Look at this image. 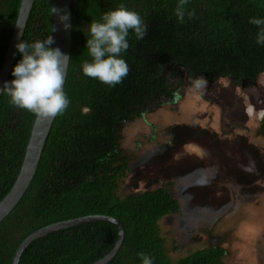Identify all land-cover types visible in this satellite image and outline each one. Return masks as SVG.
I'll return each mask as SVG.
<instances>
[{"label": "trees", "instance_id": "1", "mask_svg": "<svg viewBox=\"0 0 264 264\" xmlns=\"http://www.w3.org/2000/svg\"><path fill=\"white\" fill-rule=\"evenodd\" d=\"M20 3L0 0V72ZM177 3L72 0V48L64 87L70 103L56 115L27 192L0 223V264H12L20 244L34 232L89 215L113 217L124 227L123 244L108 264H142L141 253L152 264H225L226 251L219 246L171 261L159 223L178 212L180 204L165 186L119 193L129 172V157L120 148L129 122L170 98L184 77L242 84L264 72V45L256 43L258 27L249 23L251 17H264V0H188L182 22L175 15ZM121 4L140 14L146 34L137 40L129 30V47L121 54L128 74L109 86L83 75L81 64L91 59L85 49L88 24ZM50 34V2L35 0L22 39L32 42ZM20 58L17 52L13 67ZM11 73L7 81L14 79ZM35 118L1 95L0 201L19 175ZM117 239L118 228L109 222L73 226L30 243L18 264H93Z\"/></svg>", "mask_w": 264, "mask_h": 264}, {"label": "rangeland", "instance_id": "2", "mask_svg": "<svg viewBox=\"0 0 264 264\" xmlns=\"http://www.w3.org/2000/svg\"><path fill=\"white\" fill-rule=\"evenodd\" d=\"M197 79L203 81L199 88L194 85ZM256 82L252 89L239 91L230 79L211 83L206 77H184L170 98L123 128L120 148L129 157V172L120 182L119 193L165 186L179 201L180 210L159 223L172 262L219 246L226 251L225 264H264V182L244 167L230 172L224 161L217 168L219 162L210 160L213 146L231 137H218L223 120L216 99L237 110L241 119L236 122L251 127L244 101L248 96L253 106H260L264 74ZM208 96H214V101ZM230 157L233 165L238 163V156Z\"/></svg>", "mask_w": 264, "mask_h": 264}, {"label": "clouds", "instance_id": "3", "mask_svg": "<svg viewBox=\"0 0 264 264\" xmlns=\"http://www.w3.org/2000/svg\"><path fill=\"white\" fill-rule=\"evenodd\" d=\"M188 0H178L175 15L182 22ZM191 15V13H189ZM67 19L63 16L61 21ZM249 23L258 27L256 43L264 45V17H251ZM67 29L68 24H64ZM19 34L22 28L17 25ZM129 30L137 40L143 39L146 27L140 14L123 4L104 12L99 20H92L87 27L85 49L90 60L81 64L83 75L95 78L109 86H115L128 74V65L122 53L129 47ZM55 31V30H54ZM55 45V37L50 34L43 39L27 42L22 39L15 45L21 58L14 65L11 75L14 79L5 81L0 87V95H7L10 103L28 110L38 117H54L62 114L70 100L64 91L65 71L70 56ZM203 81H194L199 88ZM88 108L82 109L83 113ZM251 114V109H249ZM264 117V111L259 113ZM142 264H152L149 256L141 253Z\"/></svg>", "mask_w": 264, "mask_h": 264}, {"label": "water", "instance_id": "4", "mask_svg": "<svg viewBox=\"0 0 264 264\" xmlns=\"http://www.w3.org/2000/svg\"><path fill=\"white\" fill-rule=\"evenodd\" d=\"M34 2L35 0H21L17 15V21L5 56L3 67L0 72V87L3 86V83L7 81L10 76L18 52L15 45L22 40ZM49 2L52 17V35H54L55 37L54 46L59 47L64 53H67L70 56L73 36L72 0H49ZM63 16H67V19L62 22L61 19L63 18ZM65 23L69 25L67 29L64 27ZM17 25L22 28V34H19V29L17 28ZM69 62L70 59L68 60L66 66L65 83L69 69ZM55 118L56 116H36L19 175L16 181L14 182L11 190L0 201V223L16 208L18 203L21 201V199L27 192L37 171L38 164L40 162L43 150L45 148ZM99 221L112 223L118 228V239L115 246L104 257L93 263L108 264L111 260L115 258V256L119 252L124 241L125 230L123 225L117 219L105 215H89L85 217L71 219L46 226L34 232L26 239H24V241L20 244V246L15 252L12 264H18L20 256L23 253L24 249L30 243L41 237H44L50 233L57 232L62 229Z\"/></svg>", "mask_w": 264, "mask_h": 264}, {"label": "flooded vegetation", "instance_id": "5", "mask_svg": "<svg viewBox=\"0 0 264 264\" xmlns=\"http://www.w3.org/2000/svg\"><path fill=\"white\" fill-rule=\"evenodd\" d=\"M264 74V72H263ZM219 80V79H218ZM257 81V80H256ZM256 81L252 82H243L242 84L234 83L235 89L240 86L239 91H245L252 89L258 83ZM212 83V81H211ZM264 88V86L260 87ZM237 91V90H236ZM244 97H246L244 95ZM209 101H214L215 97L208 96L206 97ZM248 102L244 100V113L247 118L251 121V127L246 123H242L237 121L236 119H241V115H239L236 111L232 110L231 105L228 106V103L221 99H216L218 106L221 108L222 120L223 124L221 127V131L218 130L219 136L229 135V139L227 141L216 143L213 146V151L210 154L211 164H217L219 162L220 165L217 166L219 168L224 161L225 166H227L230 172H235L238 170L239 166H241L251 171L255 174L260 183L264 182V117H260L259 113L264 111V99L260 101L259 107H255L250 102L249 97ZM249 106V107H248ZM253 106V107H252ZM249 109H251V114H249ZM253 122V123H252ZM236 129H241L242 133H236ZM255 140H253V138ZM260 140L261 142H258ZM257 141V142H255ZM222 152V155H221ZM230 154L226 160V154ZM238 156L235 157L238 159V163L233 165L230 162V156ZM223 156V157H222ZM222 168V166L220 167ZM233 169V170H232ZM236 169V170H235ZM260 185V184H259ZM262 189V188H261Z\"/></svg>", "mask_w": 264, "mask_h": 264}, {"label": "bare ground", "instance_id": "6", "mask_svg": "<svg viewBox=\"0 0 264 264\" xmlns=\"http://www.w3.org/2000/svg\"><path fill=\"white\" fill-rule=\"evenodd\" d=\"M249 107V106H248ZM253 107V106H252ZM191 147V146H190ZM196 147V146H195ZM193 148V147H192ZM195 150H198V149H195ZM193 151V150H192ZM199 151V150H198Z\"/></svg>", "mask_w": 264, "mask_h": 264}]
</instances>
